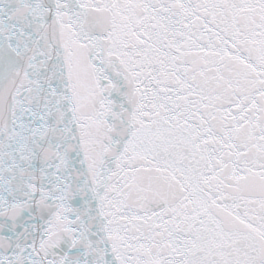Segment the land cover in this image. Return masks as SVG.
I'll return each mask as SVG.
<instances>
[{
	"label": "snow or ice",
	"instance_id": "obj_1",
	"mask_svg": "<svg viewBox=\"0 0 264 264\" xmlns=\"http://www.w3.org/2000/svg\"><path fill=\"white\" fill-rule=\"evenodd\" d=\"M0 264H264V0H0Z\"/></svg>",
	"mask_w": 264,
	"mask_h": 264
}]
</instances>
